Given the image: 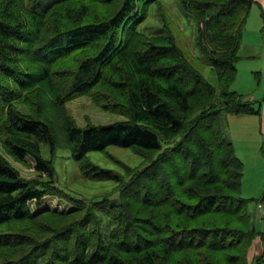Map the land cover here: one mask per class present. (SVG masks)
<instances>
[{"label": "trees", "instance_id": "1", "mask_svg": "<svg viewBox=\"0 0 264 264\" xmlns=\"http://www.w3.org/2000/svg\"><path fill=\"white\" fill-rule=\"evenodd\" d=\"M41 1L0 0V264H264L254 251L264 195L243 197L245 165L226 131L229 116L261 113L230 90L256 0H179L218 86L171 32L139 31L159 0H45L38 9ZM79 97L126 120L82 127L66 110ZM62 143L84 178L116 190L82 200L60 187ZM93 151L122 172L95 164Z\"/></svg>", "mask_w": 264, "mask_h": 264}, {"label": "rangeland", "instance_id": "2", "mask_svg": "<svg viewBox=\"0 0 264 264\" xmlns=\"http://www.w3.org/2000/svg\"><path fill=\"white\" fill-rule=\"evenodd\" d=\"M45 5L46 1L42 0L38 9L44 8ZM139 31L148 35H167L171 32L194 67L212 85L218 86V78L211 66L209 57L202 51L198 42L199 26L195 18L183 9L179 0H159L153 3L149 9L146 21L139 26ZM230 90H234V85L230 87ZM45 100L43 101L44 104L47 103ZM66 110L82 127L87 126L89 123L108 125L126 120L124 116L103 111L89 97H79L68 102ZM231 120L232 117L229 116L227 120V135L234 142L238 156L245 165L243 197L250 200L259 199L264 194V133L260 134L257 130L252 129V133L244 137L240 134V121ZM55 126L59 128L57 122H55ZM59 134L62 136L60 128ZM1 147L0 142V152L3 154L4 151ZM42 151L46 158H51L47 144L43 145ZM107 153L118 157L134 168L143 164V158L127 148L110 146L107 149ZM107 153L93 151L89 153V158L103 169L122 172L121 167L111 160ZM5 156L10 162L14 163L9 156ZM17 167L21 169L25 178H30L34 175V168L27 169L20 164ZM55 169L58 185L82 200L102 198L114 192L117 188V183L111 180H90L84 178L81 174L79 163L74 159L68 146L63 143L57 151ZM47 200L52 202L50 206L58 209L66 210L70 207L69 204L57 198H48ZM111 200L116 203L119 199L116 195ZM253 207L254 205H252ZM256 227L259 231L264 232V219L258 220Z\"/></svg>", "mask_w": 264, "mask_h": 264}, {"label": "crops", "instance_id": "3", "mask_svg": "<svg viewBox=\"0 0 264 264\" xmlns=\"http://www.w3.org/2000/svg\"><path fill=\"white\" fill-rule=\"evenodd\" d=\"M252 19H254L253 22H251ZM239 54L241 59L237 63L238 73L235 83L233 84V91L243 95L247 101L252 102L254 105H259L261 113L259 115H241L231 117L233 121H240L239 123L241 126H239V128L242 136H249L254 129L260 134H263L264 0H256V3L252 7ZM254 251H256V255H261L264 252V242L262 240L257 241Z\"/></svg>", "mask_w": 264, "mask_h": 264}, {"label": "built area", "instance_id": "4", "mask_svg": "<svg viewBox=\"0 0 264 264\" xmlns=\"http://www.w3.org/2000/svg\"><path fill=\"white\" fill-rule=\"evenodd\" d=\"M257 215L258 218L261 219L264 217V204L263 203H259L257 206Z\"/></svg>", "mask_w": 264, "mask_h": 264}, {"label": "bare ground", "instance_id": "5", "mask_svg": "<svg viewBox=\"0 0 264 264\" xmlns=\"http://www.w3.org/2000/svg\"><path fill=\"white\" fill-rule=\"evenodd\" d=\"M241 100H242V99H241ZM263 195H264V194H263ZM251 198H252V197H251ZM248 199H249V198H248ZM255 199H256V198H255ZM256 202H257V201H256ZM256 202H255V203H256ZM254 209H255V207H254ZM254 209H253V210H254ZM252 213H253V212H252ZM257 233H258V231H257ZM261 238H262V237H261ZM257 251H258V250H257ZM255 252H256V251H255ZM256 257H257V256H256ZM256 257H255V258H256ZM257 258H260V257H257Z\"/></svg>", "mask_w": 264, "mask_h": 264}]
</instances>
